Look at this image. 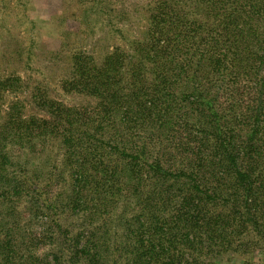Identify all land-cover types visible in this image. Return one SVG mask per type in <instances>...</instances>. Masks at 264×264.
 <instances>
[{
  "label": "trees",
  "instance_id": "16d2710c",
  "mask_svg": "<svg viewBox=\"0 0 264 264\" xmlns=\"http://www.w3.org/2000/svg\"><path fill=\"white\" fill-rule=\"evenodd\" d=\"M148 21L131 53L88 64L95 108L63 114L48 101L51 119H17L1 139L0 209L33 236L22 244L17 222L3 229L0 264H210L195 258L219 250L196 237L261 228L264 0H166ZM45 172L68 184L65 201L49 195ZM60 199L62 212L86 209L88 233L57 227L38 256L32 223L45 230Z\"/></svg>",
  "mask_w": 264,
  "mask_h": 264
},
{
  "label": "rangeland",
  "instance_id": "374dc122",
  "mask_svg": "<svg viewBox=\"0 0 264 264\" xmlns=\"http://www.w3.org/2000/svg\"><path fill=\"white\" fill-rule=\"evenodd\" d=\"M165 1L0 0V148L1 139L11 134L10 129L17 124V119H51L47 111L48 101L56 102L63 114L79 111L84 114L95 108L99 100L88 92V64L101 68L116 50L131 53L135 43L145 36L153 8ZM88 57L92 61H88ZM2 150L7 152L8 146ZM166 156L171 157L169 154ZM169 164L166 167L171 173L181 168L174 163ZM45 168L48 169L46 165L43 170ZM49 170L56 172V168ZM253 170L254 175L264 178L263 164ZM48 173H43L41 180L46 184L49 195L63 193L65 201L63 189H67L68 184L57 175L44 177ZM67 182L71 183L69 176ZM62 199L59 215L48 212L47 218L42 219L46 224L45 230L49 231L39 227L38 223H32L33 233L38 236H34L33 243L38 256L54 249L53 240L48 247V236L51 232L55 236L58 228L79 236L82 232L88 233V219L84 218V221V216H81L86 209L74 211L73 208L70 211L65 208L62 212ZM23 204V200L18 201L16 206ZM4 209L5 206L0 209V240L6 237L2 230L10 229L17 222L19 231L27 232L23 244L33 236L29 235L24 218H15L11 211L7 213ZM258 220L263 223L260 229L254 231L248 224L242 227L239 236L236 233L226 236L225 240L217 238L219 241H216L204 235L196 237L197 241H202L198 248H217L219 251L205 256L199 254L195 259L210 264H264V216ZM37 239L39 241L35 242ZM77 239L81 241V238ZM211 243L226 245L230 249L221 252ZM21 246L18 244L17 247ZM61 258L67 260L65 255Z\"/></svg>",
  "mask_w": 264,
  "mask_h": 264
}]
</instances>
